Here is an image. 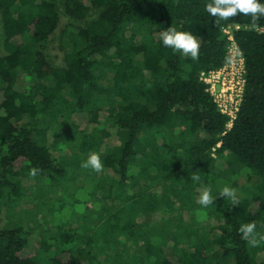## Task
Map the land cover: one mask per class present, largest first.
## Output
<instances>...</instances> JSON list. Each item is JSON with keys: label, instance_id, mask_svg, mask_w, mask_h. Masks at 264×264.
I'll use <instances>...</instances> for the list:
<instances>
[{"label": "trees", "instance_id": "trees-1", "mask_svg": "<svg viewBox=\"0 0 264 264\" xmlns=\"http://www.w3.org/2000/svg\"><path fill=\"white\" fill-rule=\"evenodd\" d=\"M59 1L83 24L62 30L64 63L54 66L58 0H0V264H264V16L212 17V0ZM233 25L245 85L227 128L202 76L227 63L223 28ZM168 27L196 37L198 59L163 46ZM91 153L102 171L82 167ZM224 154L232 160L220 165ZM239 169L257 177L251 191L198 212L201 189L217 194ZM36 179L59 201L102 191L88 233L61 222L34 238L15 220ZM174 208L176 221L158 227L156 214ZM250 222L256 246L238 231Z\"/></svg>", "mask_w": 264, "mask_h": 264}, {"label": "rangeland", "instance_id": "rangeland-1", "mask_svg": "<svg viewBox=\"0 0 264 264\" xmlns=\"http://www.w3.org/2000/svg\"><path fill=\"white\" fill-rule=\"evenodd\" d=\"M58 0V11L60 15V22L58 25V28L50 41L47 44L46 48V56L48 60L51 62L54 66H61L63 65V56H64V39L65 37L62 35L63 29H73L77 27L79 24H83L80 21H77L73 19L72 17L65 14L63 7L59 3ZM95 15L94 12L88 16L89 18H92V16ZM4 29H3V22L0 12V54L5 53L4 49ZM107 125L111 127V122L109 120L106 121ZM67 147L69 150L74 152L76 150V141L68 135H65ZM100 155V154H99ZM226 160H232L229 155L224 154L222 157L218 158V163L221 165ZM225 166V164H224ZM247 171L246 169H239L235 175L231 176V179L228 181V186L234 188L235 193L240 194H248L254 183L257 181V177L255 176H249L250 182H248L247 178ZM250 175V174H249ZM69 178L68 176H66ZM41 180L36 179L32 182V188L29 189L28 195L26 198V201L22 203L21 211L19 212L20 216H16L15 220L21 222L24 224V226L30 228L31 232L33 233V237L36 238L37 235L41 231H51L54 232L57 230V227L55 224L59 225L62 222V225L65 229H70L71 232H76L79 234H85L89 232V224L87 221L85 222L86 218L92 219L94 221L93 214L96 215V200H98L101 195L102 191H95V193L88 197L86 195H82L81 191L82 189L78 190H72L71 194L65 195L63 193L61 201H59V193H53L52 192L45 194L42 192L39 187L41 186ZM72 183V182H71ZM81 183V178H76L73 181V184L70 185V188L76 189ZM224 187V185H223ZM210 188V186L208 187ZM213 195H216L215 189L211 188ZM202 190V189H201ZM82 197H85L84 202H82ZM199 194L195 196V200L198 201ZM57 201V202H56ZM216 199L214 200L212 205H209V209L206 207L200 206L197 210L198 212L205 213V210L215 209ZM24 206L27 210L24 209ZM77 206V207H76ZM76 207V208H73ZM83 208V209H82ZM54 210V212H53ZM28 211V212H27ZM76 212L75 215H72V213ZM82 211V217L78 214ZM176 213V214H175ZM178 210L174 208L171 210L167 216L160 217L161 214H156L157 216V224L158 227H164L165 226V220H168V222H175L176 216L178 215ZM206 225H209L208 223ZM209 226H207L204 230L208 232ZM52 239V238H51ZM132 250L135 252L141 251V242H135L132 246ZM53 251L51 247V252ZM50 252V251H49Z\"/></svg>", "mask_w": 264, "mask_h": 264}, {"label": "clouds", "instance_id": "clouds-1", "mask_svg": "<svg viewBox=\"0 0 264 264\" xmlns=\"http://www.w3.org/2000/svg\"><path fill=\"white\" fill-rule=\"evenodd\" d=\"M205 11L212 17H218L227 20L230 17H235L238 14L251 16L253 20L264 16V0H212V3L205 5ZM163 46L179 51L184 55L190 56L193 60L199 57V43L194 35L186 31H179L176 28L168 27L161 34ZM82 167L91 168L96 172L103 169V163L98 153L89 154L86 161L82 163ZM36 171H32L35 175ZM194 182L200 183L199 176L192 177ZM217 197L228 199L232 205H236L235 190L232 187L224 186L215 196L211 188H203L200 191L197 203L206 208L212 205ZM256 224H242L238 229L244 240H247L253 246L258 243L256 239Z\"/></svg>", "mask_w": 264, "mask_h": 264}, {"label": "built area", "instance_id": "built-area-1", "mask_svg": "<svg viewBox=\"0 0 264 264\" xmlns=\"http://www.w3.org/2000/svg\"><path fill=\"white\" fill-rule=\"evenodd\" d=\"M233 28H238V25L223 28L229 40L227 63L202 76L206 90L214 97L219 111L228 117L227 128L231 127L236 117L245 85L244 57L234 39Z\"/></svg>", "mask_w": 264, "mask_h": 264}]
</instances>
